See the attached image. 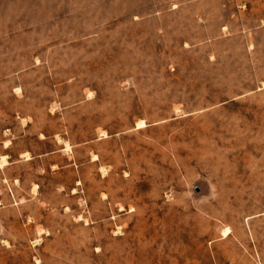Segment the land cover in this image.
I'll return each instance as SVG.
<instances>
[{
  "label": "rangeland",
  "instance_id": "obj_1",
  "mask_svg": "<svg viewBox=\"0 0 264 264\" xmlns=\"http://www.w3.org/2000/svg\"><path fill=\"white\" fill-rule=\"evenodd\" d=\"M0 264H264V0H0Z\"/></svg>",
  "mask_w": 264,
  "mask_h": 264
}]
</instances>
